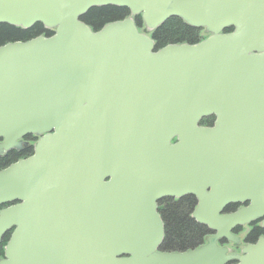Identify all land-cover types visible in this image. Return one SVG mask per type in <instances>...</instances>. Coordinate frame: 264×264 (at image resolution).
Masks as SVG:
<instances>
[{
  "label": "water",
  "instance_id": "95a60500",
  "mask_svg": "<svg viewBox=\"0 0 264 264\" xmlns=\"http://www.w3.org/2000/svg\"><path fill=\"white\" fill-rule=\"evenodd\" d=\"M109 6L131 17L82 21ZM170 18L209 37L157 50L147 34ZM0 24L54 31L0 47V156L39 137L0 171V264H264V239L245 257L216 243L264 217V0H0ZM186 195L217 236L157 252V201Z\"/></svg>",
  "mask_w": 264,
  "mask_h": 264
},
{
  "label": "trees",
  "instance_id": "16d2710c",
  "mask_svg": "<svg viewBox=\"0 0 264 264\" xmlns=\"http://www.w3.org/2000/svg\"><path fill=\"white\" fill-rule=\"evenodd\" d=\"M130 17V12L125 8L102 7L91 9L82 19L94 32L101 30L105 25L122 21ZM135 24L139 30L144 28L141 16L135 18ZM232 29L226 33L232 32ZM53 33L44 28L42 24H37L29 30L0 24V47L14 42H27L34 38L45 36L50 37ZM151 38L156 44L157 50L168 45H195L206 39L208 36L204 30L187 25L180 18H170L157 30L151 32ZM32 152L19 153L10 151L0 157V171L21 159H26ZM195 203L194 198L185 197L178 202L173 199L164 201L162 212L165 221V239L161 250L166 252H183L196 247L201 243L207 229L197 224L191 219L190 214ZM8 234L0 245V258L4 256V247L9 241Z\"/></svg>",
  "mask_w": 264,
  "mask_h": 264
},
{
  "label": "flooded vegetation",
  "instance_id": "af4514ba",
  "mask_svg": "<svg viewBox=\"0 0 264 264\" xmlns=\"http://www.w3.org/2000/svg\"><path fill=\"white\" fill-rule=\"evenodd\" d=\"M217 119H218L217 115L212 114L208 117L203 118L200 121L199 126L209 128V129H215ZM253 121L256 122L257 120L254 119ZM259 121L261 124L258 127H259V130L262 131V130H264V118L259 117ZM261 135H262L261 140L259 141L257 147H255L254 150L256 153H258V151H261L263 154V160H264V136H263V134H261ZM38 139L39 138L36 136H30V135L26 136L25 138H23L21 140L20 150L17 152L26 153V154H27V152H32V155H33L34 154V145L36 144ZM177 140H178L177 137L173 138L171 141V144H173V145L176 144ZM32 155H30V156H32ZM109 181H110V178L106 179V182H109ZM208 192L210 193V190H208ZM185 197H192L195 200V203L193 205V208H192L191 214H190L191 219H193L197 224L204 226L208 232L204 234V237H203L201 243H199L196 247L185 250L183 252L162 251L161 247H162V244H163L164 239H165V235H164L163 242L161 243V245L157 249V252H160V253H185L188 251H193L195 249H199V248L207 245L210 238H214L217 236V232L213 228H211L209 224L201 223L197 217L195 218V215L200 208V200L198 197H196L194 195H186L182 198L165 197V198H162L159 201H157L156 212H157V215L159 216L161 222L164 225V229L166 227L165 221H164L163 216H162V212L164 209L163 208L164 207V205H163L164 201L168 200V199H173L175 202H178ZM249 206H250V202L247 200L246 201H231L229 204H227L223 207V209L219 215L220 216H230V215H233V214L239 212L240 210L248 209ZM230 235L233 236L236 239V241H233L227 237H220L216 241L217 245L220 248H226L228 250L229 256L245 257L247 254L244 251L249 246H256V245H258V243L262 239H264V217L261 219H257L253 222H250V223H243V224H239V225L234 226L230 230ZM229 244H231V246H229ZM229 264H238V260L235 258L232 261H230Z\"/></svg>",
  "mask_w": 264,
  "mask_h": 264
},
{
  "label": "rangeland",
  "instance_id": "374dc122",
  "mask_svg": "<svg viewBox=\"0 0 264 264\" xmlns=\"http://www.w3.org/2000/svg\"><path fill=\"white\" fill-rule=\"evenodd\" d=\"M229 246H231V244H229ZM242 247V246H241Z\"/></svg>",
  "mask_w": 264,
  "mask_h": 264
}]
</instances>
